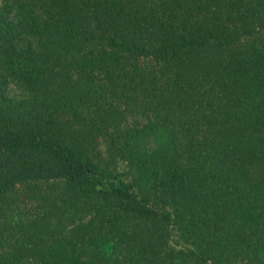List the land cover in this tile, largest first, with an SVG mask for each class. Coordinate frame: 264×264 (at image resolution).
I'll list each match as a JSON object with an SVG mask.
<instances>
[{"label":"trees","instance_id":"1","mask_svg":"<svg viewBox=\"0 0 264 264\" xmlns=\"http://www.w3.org/2000/svg\"><path fill=\"white\" fill-rule=\"evenodd\" d=\"M0 264H264V0H0Z\"/></svg>","mask_w":264,"mask_h":264},{"label":"rangeland","instance_id":"2","mask_svg":"<svg viewBox=\"0 0 264 264\" xmlns=\"http://www.w3.org/2000/svg\"><path fill=\"white\" fill-rule=\"evenodd\" d=\"M5 95L9 98H12L13 100L19 98V91L16 88H13L11 86L7 87ZM140 120V119H137ZM116 169L118 172H125L126 169L123 167V163H117L116 165Z\"/></svg>","mask_w":264,"mask_h":264}]
</instances>
